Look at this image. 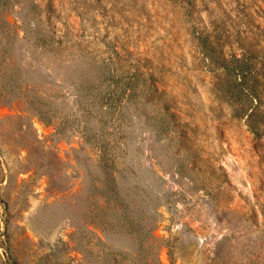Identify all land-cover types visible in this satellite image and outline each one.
Returning <instances> with one entry per match:
<instances>
[{
	"label": "rangeland",
	"instance_id": "374dc122",
	"mask_svg": "<svg viewBox=\"0 0 264 264\" xmlns=\"http://www.w3.org/2000/svg\"><path fill=\"white\" fill-rule=\"evenodd\" d=\"M0 264H264V0H0Z\"/></svg>",
	"mask_w": 264,
	"mask_h": 264
}]
</instances>
